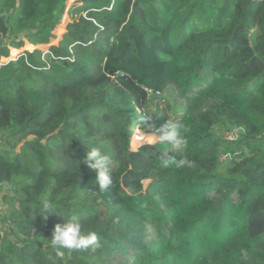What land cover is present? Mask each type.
Wrapping results in <instances>:
<instances>
[{
  "label": "trees",
  "instance_id": "trees-1",
  "mask_svg": "<svg viewBox=\"0 0 264 264\" xmlns=\"http://www.w3.org/2000/svg\"><path fill=\"white\" fill-rule=\"evenodd\" d=\"M69 1L0 0V60L35 47L0 64V264H264V0ZM72 217L99 246L58 257Z\"/></svg>",
  "mask_w": 264,
  "mask_h": 264
},
{
  "label": "clouds",
  "instance_id": "clouds-1",
  "mask_svg": "<svg viewBox=\"0 0 264 264\" xmlns=\"http://www.w3.org/2000/svg\"><path fill=\"white\" fill-rule=\"evenodd\" d=\"M186 131L187 129L182 124L165 121L157 130L158 139L161 142L170 143L175 151L182 152L187 147V140L183 135ZM172 159L177 167L188 163V161L184 159ZM82 163L95 171V180L100 190L103 191L112 184L108 157L104 155L99 148L93 147L89 149ZM163 163L167 166L169 163L168 159H165ZM45 207L47 208L48 205H45ZM49 241L51 245L56 248V255L58 257L64 256V252L60 249H87L89 247L99 246V237L96 232H82V225L75 217L67 221L64 220L63 224L55 225Z\"/></svg>",
  "mask_w": 264,
  "mask_h": 264
},
{
  "label": "rangeland",
  "instance_id": "rangeland-1",
  "mask_svg": "<svg viewBox=\"0 0 264 264\" xmlns=\"http://www.w3.org/2000/svg\"><path fill=\"white\" fill-rule=\"evenodd\" d=\"M74 3V1L73 0H71V1H69V3H68V5L70 6V5H72ZM69 17H68V15L66 14L65 16H64V19H63V21H62V24L60 25V27L57 29V31L54 33L55 34V38H53L52 40H51V44L50 45H58L59 44V42H60V40H61V38L63 37V34L66 32V27H67V25H68V23H69ZM57 33V34H56ZM27 46L29 47V49L27 48ZM48 47H49V45H47V46H40L39 48H41V49H45V50H47L48 49ZM35 50V47H33V46H30V45H28V44H26V46H25V48H23V49H21V50H12L11 49V52H10V58H3V59H1L0 60V64H4V63H7V62H9V61H11V60H15V59H17L18 58V56L21 54V53H24L25 51H32V50ZM33 50V51H34ZM46 53H48V51L46 52ZM213 133H214V136L216 137V138H218V139H220L221 140V142H222V144H221V151L223 152V153H226L227 151H230V143L226 140V138L227 137H229L230 135H228V133L229 132H227V130H226V128H225V126L223 125V124H221V125H218L217 127H215L214 129H213ZM142 139V145L141 146H143V145H145V144H147V143H149V142H152V141H154L155 139H156V137L154 136V138H152L151 137V134H147L146 132H142V131H140V130H137L136 129V131H135V133H134V135H133V139H132V145L134 146L135 144H134V142H137V141H139V140H141ZM228 139V138H227ZM8 146V145H7ZM131 148H132V150H133V147L131 146ZM138 150V148L137 149H135V150H133V151H137ZM226 158L224 157L223 158V161L225 160ZM150 182L149 181H146L145 183H144V185H145V188L148 186V184H149ZM10 189L8 188V186L7 185H0V201H1V208H2V210H3V213H5V211H8V209L9 208H7L8 206H7V203H8V198H9V196L7 197L6 195H10V191H9ZM19 206V204L17 203L16 204V207H18Z\"/></svg>",
  "mask_w": 264,
  "mask_h": 264
},
{
  "label": "built area",
  "instance_id": "built-area-1",
  "mask_svg": "<svg viewBox=\"0 0 264 264\" xmlns=\"http://www.w3.org/2000/svg\"><path fill=\"white\" fill-rule=\"evenodd\" d=\"M228 135H230V136L227 137V138L229 140H232V141L235 140L236 139V136H237L236 135V131L230 132V133H228ZM224 157L227 158V156L225 155V156H222L221 159L223 160Z\"/></svg>",
  "mask_w": 264,
  "mask_h": 264
}]
</instances>
